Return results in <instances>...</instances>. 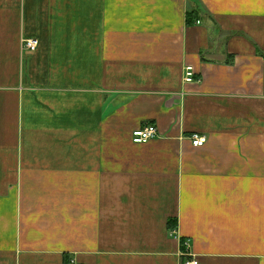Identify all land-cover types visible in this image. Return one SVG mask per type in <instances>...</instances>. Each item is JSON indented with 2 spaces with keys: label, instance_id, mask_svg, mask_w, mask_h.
<instances>
[{
  "label": "crops",
  "instance_id": "0c3cea01",
  "mask_svg": "<svg viewBox=\"0 0 264 264\" xmlns=\"http://www.w3.org/2000/svg\"><path fill=\"white\" fill-rule=\"evenodd\" d=\"M189 255L264 264V0H0V264Z\"/></svg>",
  "mask_w": 264,
  "mask_h": 264
},
{
  "label": "built area",
  "instance_id": "2783aa9c",
  "mask_svg": "<svg viewBox=\"0 0 264 264\" xmlns=\"http://www.w3.org/2000/svg\"><path fill=\"white\" fill-rule=\"evenodd\" d=\"M196 24H199V22H196ZM38 46V40L36 39H29V40H24L22 42V47L26 51L33 52ZM184 81L186 83H190L194 81V72L191 67H186L185 68V73H184ZM157 136V128L155 125L149 124L146 125L145 127H142L136 131H134L131 135V141L134 144H145L151 139H154ZM207 141V137L204 135H192L190 137V142L191 145L195 148L202 147ZM184 247L187 249L188 245L187 243L184 244ZM69 264H79L74 261H72ZM184 264H200L199 261L195 256L189 255V258L186 260Z\"/></svg>",
  "mask_w": 264,
  "mask_h": 264
},
{
  "label": "trees",
  "instance_id": "16d2710c",
  "mask_svg": "<svg viewBox=\"0 0 264 264\" xmlns=\"http://www.w3.org/2000/svg\"><path fill=\"white\" fill-rule=\"evenodd\" d=\"M196 19H197V10L191 8V10L188 13H186V24L190 26ZM176 226H177L176 221L169 222V227L171 229L176 228Z\"/></svg>",
  "mask_w": 264,
  "mask_h": 264
}]
</instances>
